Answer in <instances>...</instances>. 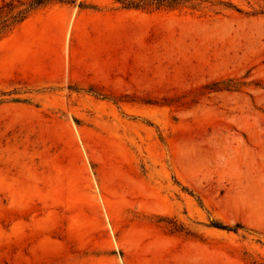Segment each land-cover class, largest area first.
<instances>
[{"label":"rangeland","instance_id":"obj_1","mask_svg":"<svg viewBox=\"0 0 264 264\" xmlns=\"http://www.w3.org/2000/svg\"><path fill=\"white\" fill-rule=\"evenodd\" d=\"M0 264H264V0H0Z\"/></svg>","mask_w":264,"mask_h":264},{"label":"trees","instance_id":"obj_2","mask_svg":"<svg viewBox=\"0 0 264 264\" xmlns=\"http://www.w3.org/2000/svg\"><path fill=\"white\" fill-rule=\"evenodd\" d=\"M43 4H44V2L39 1V2L37 3V6L39 7V6L43 5Z\"/></svg>","mask_w":264,"mask_h":264},{"label":"crops","instance_id":"obj_3","mask_svg":"<svg viewBox=\"0 0 264 264\" xmlns=\"http://www.w3.org/2000/svg\"><path fill=\"white\" fill-rule=\"evenodd\" d=\"M94 71V73L95 74H98V73H100L99 71H97V70H93ZM78 73V72H77Z\"/></svg>","mask_w":264,"mask_h":264}]
</instances>
